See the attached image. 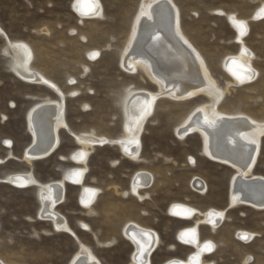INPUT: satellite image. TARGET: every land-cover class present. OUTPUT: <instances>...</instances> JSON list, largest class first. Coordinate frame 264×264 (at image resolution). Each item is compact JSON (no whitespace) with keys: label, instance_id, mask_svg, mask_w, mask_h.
I'll return each instance as SVG.
<instances>
[{"label":"rangeland","instance_id":"obj_1","mask_svg":"<svg viewBox=\"0 0 264 264\" xmlns=\"http://www.w3.org/2000/svg\"><path fill=\"white\" fill-rule=\"evenodd\" d=\"M72 1L0 0V159H5L0 178L30 171L38 182L47 183L81 168L69 160L80 146L66 130L60 131L61 144L52 156L31 165L20 160L32 141L26 113L37 103L58 97L45 87L22 82L13 73V54L4 53L7 41L27 44L31 68L65 95V122L73 134L93 133L110 140L123 137L127 88L157 91V85L143 72L130 75L119 65L140 0H100L105 16L101 20L80 19ZM173 1L180 11L183 33L203 55L219 88L227 89L218 109L264 121V17L251 20L264 0ZM218 10L249 20L244 43L254 55L252 67L258 74L251 84L227 86L232 79L222 61L237 54L238 46L233 43L235 29L224 15L215 13ZM94 52L98 54L92 55ZM208 101L206 96L185 102L158 98L140 135L142 163L129 161L117 144L95 146L81 184L98 190L93 214L79 202L81 185L65 183V202L56 210L66 218L78 242L89 247L102 264H129L133 246L122 234L127 223L150 229L159 238L150 256L152 264L184 259L192 250L178 241L176 233L191 222L169 213L174 203L201 212L225 211L214 232L208 225L199 226L200 239L216 246L205 258L207 262L244 264L249 256L248 264H264V211L247 206L230 208L229 182L234 170L209 160L197 134L180 139L174 133L194 108ZM259 148L253 174L264 178V137ZM9 151L15 160L6 158ZM137 171L153 176L148 189L140 192L146 194L141 200L129 191ZM195 178L206 184V194L200 195L192 187ZM39 207L35 188L0 183V262L68 264L75 255L76 239L65 231H55L50 222L40 221ZM239 231L258 237L244 244L236 237Z\"/></svg>","mask_w":264,"mask_h":264},{"label":"bare ground","instance_id":"obj_2","mask_svg":"<svg viewBox=\"0 0 264 264\" xmlns=\"http://www.w3.org/2000/svg\"><path fill=\"white\" fill-rule=\"evenodd\" d=\"M71 5L80 19L101 20L105 17L100 0H73ZM215 13L224 15L236 33L233 43L238 46V52L233 56L225 57L222 61L224 70L232 79V82L227 83L228 88L251 84L258 74L252 67L254 55L244 43L249 20L238 19L236 15L221 10ZM263 17L264 4L255 10L251 20L257 21ZM180 23V11L173 0H140L119 65L130 75L138 71L143 72L157 85V91L127 88L123 99L124 136L115 140L98 137L93 133L73 134L65 122V95L55 84L31 68L32 53L27 44L7 41L8 47L4 53L13 54V73L22 82L45 87L56 93L58 97L56 100L45 99L26 113L25 121L32 141L23 151L20 160L31 165L34 161L52 156L61 144L60 131L66 130L80 146V149L69 155V160L81 165V168L66 171L58 181L40 183L29 171L7 175L0 178V183L15 188L36 189V198L40 203L37 218L40 221L50 222L55 231L71 234L78 243L77 252L68 264L102 263L89 247L78 242L66 218L56 210L65 202V183L81 185L91 150L95 146L106 145V142L109 143L108 146L117 144L121 154L128 157L132 163H142L140 156L142 127L151 116L154 105L160 97L180 102L199 96H206L209 99L208 103L194 108L175 127L174 133L180 139L197 134L201 139L202 153L209 160L234 170L229 182L230 208L247 206L257 211H264V178L253 174L260 143L264 137V121H257L241 113H224L218 109L227 89L219 88L211 76L206 60L183 33ZM147 41L149 43L145 46ZM147 48L153 57L148 53ZM91 54L96 55L98 52ZM155 59L159 61L163 70L157 67ZM36 138L38 142L33 146ZM6 158L15 160L10 151ZM4 162L5 159H0V166ZM152 182L151 174L137 171L131 178L129 191L141 200L146 194L140 192L146 191ZM192 187L200 195L206 194L207 186L201 180L193 179ZM97 194L98 190L81 185L79 202L89 214H93L92 208ZM169 213L178 220L191 222L190 226L181 228L176 233V237L192 251L184 259H170L162 264H214L207 262L205 258L213 254L216 246L211 241H202L198 229L201 225H208L214 232L223 222L225 211L208 209L201 212L185 204L174 203L169 207ZM122 234L133 246L129 264H152L150 256L159 243L155 232L136 223H127ZM236 237L244 244H250L258 235L239 231ZM249 261L248 256L244 264H248ZM0 264L4 263L0 262Z\"/></svg>","mask_w":264,"mask_h":264},{"label":"water","instance_id":"obj_3","mask_svg":"<svg viewBox=\"0 0 264 264\" xmlns=\"http://www.w3.org/2000/svg\"><path fill=\"white\" fill-rule=\"evenodd\" d=\"M149 42L147 41L146 42V44H145V46L148 44ZM147 50H148V53L153 57V55H152V53L149 51V49L147 48ZM155 64L157 65V67H159V69H161V70H163L162 68V66H161V64L159 63V61L157 60V59H155ZM165 66V65H164ZM166 67V66H165ZM35 142V141H34ZM37 142H38V139L36 138V142L34 143V145L33 146H35L36 144H37ZM106 145L107 144H109L108 142H106L105 143Z\"/></svg>","mask_w":264,"mask_h":264}]
</instances>
